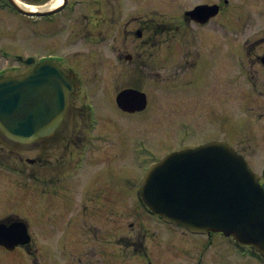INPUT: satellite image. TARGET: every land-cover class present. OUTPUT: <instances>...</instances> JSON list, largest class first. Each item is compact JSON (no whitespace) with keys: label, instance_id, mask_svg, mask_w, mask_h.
<instances>
[{"label":"flooded vegetation","instance_id":"obj_1","mask_svg":"<svg viewBox=\"0 0 264 264\" xmlns=\"http://www.w3.org/2000/svg\"><path fill=\"white\" fill-rule=\"evenodd\" d=\"M34 1L43 10L53 0ZM63 2L58 12L35 17V31L40 43L49 37L47 55L76 89L51 135L17 143L0 131L2 234L8 240L10 227L22 222L29 235L14 247L0 242V264H264L262 252L233 236L165 221L142 201L139 184L144 166L169 150L156 141L153 117L174 111L169 104L193 106L200 96L192 97V105L184 94L201 90V80L214 77L228 83L231 99L222 108L227 111L221 130L264 186V0H194L193 6L216 9L204 22L187 14L193 6L184 0H177L181 22L174 21L173 11L155 15L153 0ZM124 45L130 47L126 52ZM75 47L106 53L85 66L83 54H70ZM217 55L224 60L218 68ZM155 56L165 68L184 56L188 65L176 71L180 90L161 99V110L160 100L152 99V106L149 95L144 109L123 110L115 102L122 88L101 87L107 72L114 69L118 77L122 63L144 68ZM183 118L180 129L172 130L174 143L196 146L195 128L186 129L192 120L184 118L181 125Z\"/></svg>","mask_w":264,"mask_h":264},{"label":"water","instance_id":"obj_2","mask_svg":"<svg viewBox=\"0 0 264 264\" xmlns=\"http://www.w3.org/2000/svg\"><path fill=\"white\" fill-rule=\"evenodd\" d=\"M10 1L25 13H35ZM71 83L52 61L36 64L25 75L1 79L0 129L11 139L21 142L50 134L65 110L47 108L67 107L73 90ZM138 92L122 91L120 104L131 106L136 97L140 98V104L143 103L144 96ZM248 166L246 160L225 142L176 150L148 171L142 182L143 195L149 205L169 221L183 223L193 230H224L262 248L264 190L258 176Z\"/></svg>","mask_w":264,"mask_h":264},{"label":"rangeland","instance_id":"obj_3","mask_svg":"<svg viewBox=\"0 0 264 264\" xmlns=\"http://www.w3.org/2000/svg\"><path fill=\"white\" fill-rule=\"evenodd\" d=\"M26 3H34V0H25ZM154 7V14H159L162 11H173L176 15L174 17V21L181 22L184 21L183 19L179 18V10L180 7L178 6L177 0H153ZM168 2V3H167ZM1 3V0H0ZM185 6L189 7L194 3V0H184ZM6 8L0 9V74L4 75H17L19 73L24 72L28 67L24 66V63L19 61L16 55H26L32 54L42 51L41 53L50 52L51 47L48 44L49 37L43 36L45 41L43 43L39 42L40 35H37L35 32V24L32 19L28 15L15 13V11ZM131 14L128 12L126 15ZM257 20V19H256ZM257 25V23H254ZM179 39H181L178 36ZM125 40V37L122 38V42ZM188 41V40H187ZM128 43V41H127ZM178 43H181L179 40ZM125 44V41H124ZM170 44V41L167 40L163 47H167ZM185 45V42L182 43ZM178 49H181V46H177ZM173 48V49H177ZM127 45H124L123 52H126ZM58 52V50H56ZM78 54L85 57V60L82 62L85 66L87 61L91 59V63L94 62V59L100 60V56L102 53L100 51H93L90 52L87 49L80 48H72L70 54ZM109 52V51H107ZM92 53V55H91ZM110 54V53H109ZM110 54V58H111ZM184 57V56H183ZM180 57V61H178V57L175 56L173 58V63L175 66L169 65L165 68V63L163 61L158 62L160 57L155 56L153 59H150V65L148 67L141 68V66H129L122 63V66L119 70H121L120 75L118 77L115 76V70L107 72V76L103 79L101 83V87H106V90H109L108 86H113L114 83L119 85V88H124L128 86H133L136 88H141L142 90L146 91L147 94L150 96V100L153 103L152 106L156 103L154 102L155 99L160 100V104L158 105V109L161 110L165 107V103L161 102V99L165 98L167 95H176L177 90L173 89L172 87L179 86L180 77H182L179 73H177V69L184 70L187 63H184V58ZM103 61L107 59H102ZM101 61V60H100ZM224 60L219 55L215 56L214 65L216 68L223 64ZM90 63H88L89 65ZM108 64V63H102ZM109 65V64H108ZM153 70L154 76H149L148 71ZM84 72V68L81 70ZM162 74V75H161ZM164 75L170 76V78L163 77ZM164 78V79H162ZM178 79V81H174ZM203 79L201 80L202 83ZM228 83L217 78L213 80L209 85L206 84L205 89L203 86L201 90L194 91V89L187 94H184L186 97H190V101L193 105L194 101L192 97L195 94L200 96V101H195V104L191 107L187 106H179L178 104H169L170 109L174 110L170 112H166L163 114H159L156 117H153L151 124L153 128H156L157 131V138L156 141L159 142V145H168V147L176 148L178 147L174 142L175 138H173L172 130H179V120L181 118L191 119L192 122H188V127L186 129L193 130L195 128L196 131V138L197 142H203L205 140L210 139L213 136H226L225 131L221 127V117L226 115L227 110H222V106L227 105L230 103V100L226 97L227 93L225 88L227 87ZM230 85V84H229ZM240 85L239 82H234L233 86ZM244 85V84H241ZM154 99V100H152ZM233 106L238 105L236 97L233 99ZM182 102V101H181ZM221 102V103H220ZM220 103V104H219ZM264 104V100H263ZM104 106V105H103ZM108 110H111L107 108ZM157 109V110H158ZM197 110L195 113L190 110ZM206 110L215 111L213 115H209ZM200 113V118H196L197 115ZM210 116H214L212 118ZM124 119V116H121ZM181 121V125L186 119ZM196 118V119H195ZM125 122V120H122ZM183 129V128H182ZM141 171H139L140 173Z\"/></svg>","mask_w":264,"mask_h":264},{"label":"bare ground","instance_id":"obj_4","mask_svg":"<svg viewBox=\"0 0 264 264\" xmlns=\"http://www.w3.org/2000/svg\"><path fill=\"white\" fill-rule=\"evenodd\" d=\"M19 4H22V5H24V6H26V7H28L29 9H35L36 8V6L35 5H33V4H31V3H25L24 1H22V0H16ZM61 0H55L54 2H53V4H56V3H58V2H60Z\"/></svg>","mask_w":264,"mask_h":264}]
</instances>
